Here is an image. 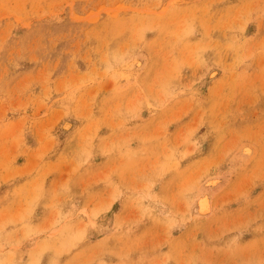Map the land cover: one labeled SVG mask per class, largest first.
Returning <instances> with one entry per match:
<instances>
[{
	"label": "rangeland",
	"instance_id": "374dc122",
	"mask_svg": "<svg viewBox=\"0 0 264 264\" xmlns=\"http://www.w3.org/2000/svg\"><path fill=\"white\" fill-rule=\"evenodd\" d=\"M0 264H264V0H0Z\"/></svg>",
	"mask_w": 264,
	"mask_h": 264
},
{
	"label": "bare ground",
	"instance_id": "6f19581e",
	"mask_svg": "<svg viewBox=\"0 0 264 264\" xmlns=\"http://www.w3.org/2000/svg\"><path fill=\"white\" fill-rule=\"evenodd\" d=\"M138 61V60H137ZM140 61H138V63H139ZM206 208H207V204H206V201L205 200H202L201 201V210L202 211H204V210H206Z\"/></svg>",
	"mask_w": 264,
	"mask_h": 264
}]
</instances>
